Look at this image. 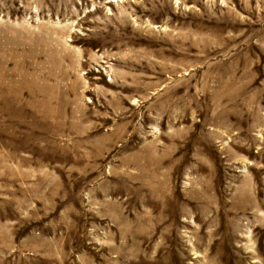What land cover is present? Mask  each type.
Masks as SVG:
<instances>
[{
	"label": "rangeland",
	"instance_id": "obj_1",
	"mask_svg": "<svg viewBox=\"0 0 264 264\" xmlns=\"http://www.w3.org/2000/svg\"><path fill=\"white\" fill-rule=\"evenodd\" d=\"M0 264H264V0H0Z\"/></svg>",
	"mask_w": 264,
	"mask_h": 264
}]
</instances>
